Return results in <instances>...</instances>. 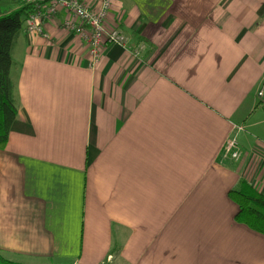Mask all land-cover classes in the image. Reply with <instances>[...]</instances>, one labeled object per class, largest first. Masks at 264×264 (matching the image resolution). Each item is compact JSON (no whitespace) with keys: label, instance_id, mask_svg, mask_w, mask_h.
I'll return each mask as SVG.
<instances>
[{"label":"crops","instance_id":"crops-1","mask_svg":"<svg viewBox=\"0 0 264 264\" xmlns=\"http://www.w3.org/2000/svg\"><path fill=\"white\" fill-rule=\"evenodd\" d=\"M106 24L127 46L107 45L95 67L60 16L16 42L1 254L264 264V235L227 196L242 178L264 196V0H112ZM233 126L237 160L223 150Z\"/></svg>","mask_w":264,"mask_h":264},{"label":"built area","instance_id":"built-area-1","mask_svg":"<svg viewBox=\"0 0 264 264\" xmlns=\"http://www.w3.org/2000/svg\"><path fill=\"white\" fill-rule=\"evenodd\" d=\"M21 1L30 6V12L24 24L26 34L46 36L43 29L44 23L52 21L55 16H60L62 29L77 36L86 45L90 67L97 66L107 45L116 44L122 47L127 45V38L119 28L108 27L106 24L112 0H98L96 8L89 6L83 0ZM256 99L258 106L264 107V79L257 88ZM242 129H244L242 126H234L233 136L224 144V153L232 159L239 156L236 137Z\"/></svg>","mask_w":264,"mask_h":264},{"label":"trees","instance_id":"trees-1","mask_svg":"<svg viewBox=\"0 0 264 264\" xmlns=\"http://www.w3.org/2000/svg\"><path fill=\"white\" fill-rule=\"evenodd\" d=\"M29 12L30 6L24 1L0 0V150L5 148L16 118L13 84L10 77L12 53L24 31ZM227 196L238 208L235 221L264 235V196L243 178ZM0 264L24 263L10 261L0 252Z\"/></svg>","mask_w":264,"mask_h":264},{"label":"rangeland","instance_id":"rangeland-1","mask_svg":"<svg viewBox=\"0 0 264 264\" xmlns=\"http://www.w3.org/2000/svg\"><path fill=\"white\" fill-rule=\"evenodd\" d=\"M126 46H127V45H126ZM126 46H125V47H126ZM259 84H260V83H259ZM258 86H259V85H258ZM257 88H258V87H257ZM256 91H257V89H256ZM255 94H256V93H255ZM233 127H234V126H233ZM232 130H233V128H232ZM241 131H243V129H242ZM241 131H239V132H241ZM229 139H230V138H229ZM236 141H237V137H236ZM237 144H238L239 156H237L238 158L236 157V159H234V160H237V159H239V157H240V147H239V143H238V141H237Z\"/></svg>","mask_w":264,"mask_h":264}]
</instances>
